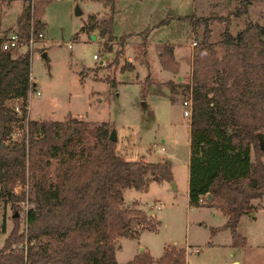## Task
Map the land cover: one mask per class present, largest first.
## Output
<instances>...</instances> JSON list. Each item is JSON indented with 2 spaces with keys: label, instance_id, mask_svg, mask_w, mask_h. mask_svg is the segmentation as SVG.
Listing matches in <instances>:
<instances>
[{
  "label": "trees",
  "instance_id": "obj_1",
  "mask_svg": "<svg viewBox=\"0 0 264 264\" xmlns=\"http://www.w3.org/2000/svg\"><path fill=\"white\" fill-rule=\"evenodd\" d=\"M249 1L238 0L224 16L194 18L202 22V30L191 52L190 81L184 97L190 100L188 205L216 206L225 217L232 243L241 246L245 237L235 229L239 217L264 207L252 203L264 196V148L257 140L264 128V22L247 21L234 34L229 30L230 16L244 13ZM47 2L24 0L16 19L20 35L29 34L30 23L35 32L43 31L41 15ZM213 19L223 24L215 43L208 41V23ZM112 23V15L90 14L81 30L98 29L101 37L109 39ZM1 40L2 36L0 201L17 195L16 184L29 180L31 204L22 228L13 215L14 224L0 246V264H115L116 238L135 236L138 224L153 230L158 223L151 222L142 209L125 206L123 189L145 190L151 181L171 180L169 165L143 157L125 158L108 138L112 125L107 121L92 128L88 121L71 114L60 120L25 121L28 93L36 85L30 78V50L17 53L2 49ZM156 50L159 65L176 72L172 45L161 43ZM148 79L146 75L144 81ZM170 91L172 101L177 91L172 86ZM16 104L20 113L14 109ZM18 127L22 129L18 138H12ZM89 131L94 135L91 143L86 141ZM53 159L54 178L49 170ZM13 244L21 245L12 248ZM184 263V248L165 244L158 257L141 249L122 264Z\"/></svg>",
  "mask_w": 264,
  "mask_h": 264
},
{
  "label": "rangeland",
  "instance_id": "obj_2",
  "mask_svg": "<svg viewBox=\"0 0 264 264\" xmlns=\"http://www.w3.org/2000/svg\"><path fill=\"white\" fill-rule=\"evenodd\" d=\"M113 1L48 0L44 5L43 37L29 47L30 69L36 85L28 94L31 118L27 114L25 121L60 120L67 114L88 121L89 128L107 121L115 130V150L125 158L169 160L171 180L151 182L145 190H125L123 200L129 203L136 199L143 210L154 213L158 228L143 229L138 236L116 238V264L130 259L139 247L158 257L165 244L183 246L188 264H264V207L239 217L235 229L245 237V245L241 246L232 243L225 217L216 206L188 205L189 116L182 114L181 104L187 94L186 83L182 81L175 88L173 77L171 82L165 80L169 70L159 65L155 54L159 42L165 39L175 42V58L183 73L190 60L188 43L197 42L202 30V22L194 18L224 16L238 0H115L114 5ZM23 6L24 0L0 2V36L16 29V19ZM76 6L81 10L79 14L75 13ZM263 9L264 0H250L244 13L230 16V32L236 33L247 21L263 24ZM112 13L113 30L109 39L101 37L98 29L91 31L94 39L88 31L81 30L90 14L106 17ZM208 26V41L215 43L223 24L213 19ZM144 40L148 49L147 66L141 59ZM43 51L45 57L41 56ZM93 54L98 57L94 58ZM129 65L135 69H128ZM148 71L154 84L146 91L143 81ZM188 76L185 71L184 79ZM163 82L165 86L160 85ZM170 85L177 91L172 94V101ZM21 130L16 128L12 138H18ZM86 135V141L91 143L93 132ZM250 157L253 158L252 152ZM55 166L53 159L49 167L52 178ZM170 181L175 189L170 188ZM14 193L17 195L11 199L0 201V246L14 224V214L21 228L24 224L25 211L31 204L30 181L16 184ZM260 200L264 202V197ZM155 204L158 209L153 207ZM146 216L156 225L154 216ZM141 228L140 224L136 225L135 232Z\"/></svg>",
  "mask_w": 264,
  "mask_h": 264
},
{
  "label": "crops",
  "instance_id": "obj_3",
  "mask_svg": "<svg viewBox=\"0 0 264 264\" xmlns=\"http://www.w3.org/2000/svg\"><path fill=\"white\" fill-rule=\"evenodd\" d=\"M115 1V0H114ZM114 1H113V5H114ZM114 9V8H113ZM115 12V11H114ZM113 14L114 13H112L111 15L113 16ZM112 30H113V24H112ZM90 33V35L91 34H93L92 32H89ZM94 39V38H93ZM143 43H144V46H143V53H142V56H141V59H142V63H145L146 64V66H147V61H146V58H147V42H146V40H144V41H142ZM159 43H167V44H171L172 45V53H173V57H174V59H175V61L177 62V59L175 58V52H174V50H175V42H173V41H169L168 39H165L164 41H161V42H159ZM155 44H158V43H155ZM188 45H189V47H190V51H189V58H190V60L188 61V68L185 70V71H187L188 72V78H186V79H184V75H185V71L183 72V73H181L180 72V69H179V66H178V68H177V70H176V72H171V71H169V73H170V75H169V77L168 78H166L165 80H167L168 82L171 80H173V78H174V80L172 81L173 82V85L172 86H175V88H177L178 86H179V84L180 83H182V81H184V83H189V81H190V68H191V52H192V49H193V47H191V45H190V42L188 43ZM155 47V46H154ZM154 51H155V48H154ZM157 52L155 51V54H156ZM157 55V54H156ZM158 60V59H157ZM138 62L140 63V61L138 60ZM177 64H178V62H177ZM134 69H135V67H134ZM134 69H131V70H134ZM168 71V70H167ZM32 75V74H31ZM147 75H148V82H145V81H143L144 82V85L146 86V91L148 90V88L151 86V85H153L154 84V79L150 76V73H149V71L147 72ZM173 77V78H172ZM32 80H33V76H32ZM34 81V80H33ZM170 81V82H171ZM36 84V83H35ZM185 84V85H186ZM160 85H163V86H165L166 85V83H162V84H160ZM181 85V84H180ZM176 93H174V95H175ZM29 110H30V108H29V99H28V115H29V117L31 118V116H30V112H29ZM73 115V114H72ZM261 134H262V137H263V139H264V131H263V129L261 130V132H260ZM118 136V135H117ZM116 141V140H115ZM117 141H119V137H117ZM122 155L125 157V155L122 153ZM151 182H154V181H151ZM150 182V183H151ZM162 182V181H161ZM149 183V184H150ZM148 184V185H149ZM171 189H175V188H172V187H170ZM128 189H134V188H132V187H126V188H124L123 189V192H122V196H123V194H124V192H125V190H128ZM134 190H136V189H134ZM124 197V196H123ZM262 197H264V196H262ZM261 197V198H262ZM261 198H258V199H253L252 200V203H259V204H264V202H261ZM124 199V198H123ZM264 201V200H263ZM123 204L125 205V206H135V207H138V208H140V209H142L141 207H140V205L139 204H137V200L136 199H133L132 201H130L129 203L128 202H126V201H124L123 200ZM153 207L154 208H159V206H158V204H155V205H153ZM143 210V209H142ZM146 214H149V215H152V216H154L155 218V220L157 221L158 219H157V217H156V215L154 214V213H152V212H150V213H147L145 210H143ZM158 222V221H157ZM158 228V223H157V226H156V228L155 229H157ZM155 229H153V230H155ZM141 230H143V228H141L140 230H138V232H137V234L135 235V236H138V234L140 233V231ZM174 245H176V244H174ZM183 247V246H182ZM117 247H114V250L116 249ZM184 248V247H183ZM141 249H144L143 247H139L138 248V250H137V252L139 251V250H141ZM136 252V253H137ZM185 255H186V252H185ZM154 257V256H153ZM186 258V257H185ZM115 260V259H114ZM117 262L115 261V264H116ZM185 263L186 264H188V261L187 260H185Z\"/></svg>",
  "mask_w": 264,
  "mask_h": 264
},
{
  "label": "built area",
  "instance_id": "obj_4",
  "mask_svg": "<svg viewBox=\"0 0 264 264\" xmlns=\"http://www.w3.org/2000/svg\"><path fill=\"white\" fill-rule=\"evenodd\" d=\"M42 37H43V31L35 32V30L33 29L32 23H30V31H29V34L27 36L20 35L16 29L9 31L7 34L2 36L1 48L5 49V50L12 51V52L21 53V52L26 51L27 49L30 50L29 47L33 43H35L37 40L41 39ZM193 44H194V41H191L190 45H193ZM93 57L97 58L98 56L96 54H93ZM101 61L102 60H99V62H101ZM30 78L32 80V75L30 76ZM33 90H35V87L33 89H30L29 93L32 92ZM36 93L40 94L39 90H36ZM181 104L183 106L182 114L184 116H189V114H190V100H189V98H183L181 101ZM26 107L28 109V105ZM14 109L17 113L21 112V107L17 104L15 105ZM20 245L21 244H13L12 248H16Z\"/></svg>",
  "mask_w": 264,
  "mask_h": 264
},
{
  "label": "water",
  "instance_id": "obj_5",
  "mask_svg": "<svg viewBox=\"0 0 264 264\" xmlns=\"http://www.w3.org/2000/svg\"><path fill=\"white\" fill-rule=\"evenodd\" d=\"M80 12H81V10L79 9L78 6H76L75 13H76V14H79ZM170 12H171V11L169 10V13H170ZM91 37H92V38H95V34H91ZM262 39H264V34L262 35ZM41 56H42V57H45V56H46V52L43 51V52L41 53ZM142 103H144V102H142ZM108 138H109L110 140H113V141L116 140L115 130H114V128H112V127H111L110 130H109ZM257 140H258V145H259V147H260L261 149L264 148V139H263L261 133H258V134H257ZM163 161H164L165 163L169 164V160H168V159H164ZM169 183H170V186H171L172 188H175V185H174V182H173V181H170Z\"/></svg>",
  "mask_w": 264,
  "mask_h": 264
}]
</instances>
